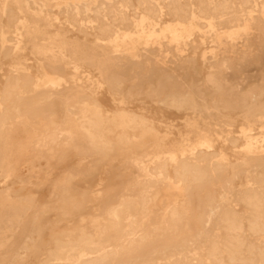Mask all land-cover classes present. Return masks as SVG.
Segmentation results:
<instances>
[{
	"label": "bare ground",
	"instance_id": "bare-ground-1",
	"mask_svg": "<svg viewBox=\"0 0 264 264\" xmlns=\"http://www.w3.org/2000/svg\"><path fill=\"white\" fill-rule=\"evenodd\" d=\"M6 57L0 264H264V0H0Z\"/></svg>",
	"mask_w": 264,
	"mask_h": 264
},
{
	"label": "rangeland",
	"instance_id": "rangeland-1",
	"mask_svg": "<svg viewBox=\"0 0 264 264\" xmlns=\"http://www.w3.org/2000/svg\"><path fill=\"white\" fill-rule=\"evenodd\" d=\"M198 49L199 48H197V51H198ZM28 55H29V51L27 50V51H25L24 52V55L23 56H18V59H20V58H22V57H28ZM10 60V57H6V58H4L3 59V62H2V65H1V71H0V82L2 81V79L4 78V76H2L3 74L5 75L6 73H7V65H6V62L7 61H9ZM29 63H31V64H34L32 61L31 62H29ZM255 72H257V69H254V68H251L250 69V71H249V73L250 74H254ZM106 99V98H105ZM108 101L106 100V103H107ZM174 121H176V122H181V120L179 121V119H176V120H174ZM228 153H229V150H226Z\"/></svg>",
	"mask_w": 264,
	"mask_h": 264
}]
</instances>
